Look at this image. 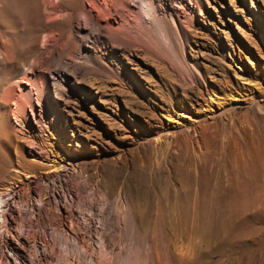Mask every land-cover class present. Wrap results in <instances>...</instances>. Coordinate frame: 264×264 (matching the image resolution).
<instances>
[{
  "label": "rangeland",
  "instance_id": "374dc122",
  "mask_svg": "<svg viewBox=\"0 0 264 264\" xmlns=\"http://www.w3.org/2000/svg\"><path fill=\"white\" fill-rule=\"evenodd\" d=\"M80 1L43 20L0 0V192L23 227L2 263L61 264L69 233L109 264H264V0ZM23 72L45 88L7 121Z\"/></svg>",
  "mask_w": 264,
  "mask_h": 264
},
{
  "label": "bare ground",
  "instance_id": "6f19581e",
  "mask_svg": "<svg viewBox=\"0 0 264 264\" xmlns=\"http://www.w3.org/2000/svg\"><path fill=\"white\" fill-rule=\"evenodd\" d=\"M32 1V4H33V9H34V12H35V9H36V13H38L40 15V17L43 19V20H47L49 19L50 17H53V15H55V13H57L59 10H61V8L63 9V5H66L68 3H74L75 0H30ZM34 1V2H33ZM79 3H81L80 0H78ZM92 6H94L95 9H97L99 6H97L96 4L98 3V0H88ZM104 1H108V0H104ZM125 1V0H124ZM150 0H141V4L142 3H145L146 5V2H149ZM6 2V1H5ZM77 2V0H76ZM75 2V3H76ZM28 3V2H27ZM31 4V2H30ZM69 4V5H70ZM32 6V5H31ZM29 7V6H28ZM84 7V5H83ZM32 8L29 7V9H31V12H32ZM100 9V8H98ZM90 10V9H89ZM33 12V13H34ZM33 13H30V14H33ZM58 15V14H57ZM94 20V19H93ZM50 36V35H49ZM47 38V37H46ZM44 37L42 43H46L48 40ZM49 38V37H48ZM96 38H98V36H96ZM5 44V42H3ZM7 43V42H6ZM18 44V43H17ZM46 46V45H45ZM21 47V46H20ZM17 48V47H16ZM6 48L5 49V45H2V43L0 42V63H3V64H7V65H10L11 64V59H12V54L10 53V51ZM13 52V51H12ZM16 52V50H15ZM15 56V55H14ZM13 56V58H15ZM18 56V55H17ZM16 61V59H15ZM22 62V61H21ZM29 68V67H28ZM31 71V70H30ZM27 75L25 74V72L22 73V76L19 80L15 81L14 83V87L12 90H10V88L6 89L4 92H3V97L4 99L10 101V105H11V108L8 109V120L9 121V118L13 117L16 119V114H20V115H23L24 114V109L26 107L30 108L31 110V106L32 104L30 105V88L31 87H34V89L36 90V93H40L42 94L44 88H45V81L43 80L44 78L39 75L38 78L37 76L32 78V80L30 81L29 78L27 79L26 77ZM30 76V75H29ZM41 76V77H40ZM31 78V77H30ZM38 79H40V82H38ZM28 85L27 87L23 86V85ZM256 86V85H255ZM254 86V87H255ZM256 88V87H255ZM255 88H252V87H249V93L247 94L249 98H253L255 99L256 97V94H255ZM30 89V90H29ZM257 90V89H256ZM234 92H236L238 94V92L236 90H233ZM259 92V90H257ZM210 94H209V100H207V102L204 104L205 108L210 110V116H213V115H216L217 113H220V112H224L225 110H223V107H221V103L219 102V99H223L220 98L218 95H216L215 93H213V91H209ZM262 92V91H261ZM215 95L214 98H212V95ZM230 95V94H229ZM219 97V98H218ZM258 99V98H257ZM256 101V100H255ZM254 101V102H255ZM249 104V103H248ZM259 104V103H257ZM256 107V105H255ZM260 107H263L262 105ZM259 105H258V108H260ZM257 108V107H256ZM255 108V109H256ZM225 109V108H224ZM256 110H259V109H256ZM261 110V108H260ZM205 115L207 114H203L202 117H204ZM214 118V117H213ZM212 118V119H213ZM227 118V117H225ZM208 124H206V127H205V130L206 128H208L209 126H207ZM228 125V124H227ZM205 126V125H203ZM193 131L196 130V129H199V125L198 124H194L193 126ZM204 128V127H203ZM204 130V131H205ZM197 131V130H196ZM199 132V131H198ZM207 132V131H206ZM17 150L18 148L15 147ZM15 149V151H16ZM20 151V149L18 150V152ZM202 151V150H201ZM21 152V151H20ZM19 154V153H18ZM17 154V155H18ZM21 155V154H19ZM39 156L41 158V154L38 153L37 155L34 154V157H36V159H39ZM40 161V160H39ZM24 168V167H23ZM29 172V171H28ZM25 173L24 175L27 177V178H30L31 177V174L29 173ZM33 174V172H32ZM34 176V175H33ZM13 189L10 187H8L6 190L4 189L3 191L0 192V238L1 236L4 237V238H8L11 234V232H20L22 231L23 227L19 226V225H16L14 226L12 224L13 222V215H12V212L15 211V207L13 205V197L15 195V192L12 191ZM175 210V209H174ZM197 214V213H196ZM198 217V216H197ZM177 221V220H176ZM19 224V223H18ZM23 226V225H22ZM21 227V228H20ZM69 227H72L71 225H69ZM184 228V227H183ZM22 229V230H21ZM65 231V230H64ZM59 232V231H58ZM57 232V233H58ZM63 232V231H62ZM181 232V231H180ZM185 233V232H184ZM13 234V233H12ZM11 234V235H12ZM63 234V233H62ZM69 234V233H67ZM67 234H64L66 237H65V243L62 244L61 246V258L58 256L57 260L58 259H61L60 260V263L61 264H109V261L107 259L108 255L112 256L111 253H112V248L110 249V243L108 244L106 241H103L101 239H98L97 243L99 245V250L97 249V247H91L93 251V254L89 252L88 250V247H84L82 245H80V240L77 238V237H73L72 235L69 236ZM177 234V233H176ZM181 234V233H180ZM63 235V236H64ZM13 236V235H12ZM11 236V237H12ZM62 236V235H61ZM176 236V235H175ZM187 236V235H186ZM184 236V237H186ZM10 237V238H11ZM28 239V238H27ZM5 240V239H4ZM14 241V240H13ZM182 241V240H181ZM15 242V241H14ZM184 242V241H183ZM15 243L18 244V242L16 241ZM177 243V242H176ZM182 243V242H181ZM180 243V244H181ZM174 244V243H173ZM19 245V244H18ZM32 246V245H31ZM175 246V244H174ZM178 246V245H177ZM186 246V245H185ZM176 247V246H175ZM187 247V246H186ZM33 248V247H31ZM178 248V247H177ZM190 248V247H188ZM110 249V250H109ZM174 249V248H173ZM185 249H178V251L176 252L177 256H178V259L182 262L183 259H187L188 258V255L186 254L185 252ZM37 250V249H36ZM53 249L51 248V251ZM175 250V249H174ZM54 251V250H53ZM16 249L15 247L13 246H10V245H7L5 244L4 247L1 248V258H0V264L3 262L2 259H5V261H8L10 260L12 257L14 258V256L17 257L16 255ZM41 253L38 254V257L35 261V264H41V261H43L44 258H47L49 257L50 254L46 253L45 251H40ZM55 252V251H54ZM189 252V251H188ZM187 252V253H188ZM114 253V252H113ZM192 253V252H191ZM96 254V255H95ZM174 255V256H176ZM130 256V255H129ZM191 256V255H190ZM23 258V257H22ZM109 258V257H108ZM111 258V257H110ZM129 258V257H128ZM174 258V257H173ZM15 259V258H14ZM18 260V258H16ZM15 259V261H16ZM124 259V258H123ZM125 263L123 264H139L138 260H137V257L135 258H125ZM160 259V258H159ZM177 259V260H178ZM189 259V258H188ZM187 259V260H188ZM45 260V259H44ZM161 260V259H160ZM164 260V259H163ZM178 260V261H179ZM46 261V260H45ZM48 261V260H47ZM55 261V260H54ZM179 261V263H180ZM184 261V260H183ZM186 261V260H185ZM192 261V260H191ZM9 262V261H8ZM12 264H22L20 261L18 262H14L12 260L11 262ZM10 263V264H11ZM56 263V261H55ZM53 263V264H55ZM59 264V261L57 262ZM56 263V264H57ZM158 263V262H157ZM164 263V262H163ZM167 263V262H166ZM174 263H175V260H174ZM176 263H178L176 261ZM175 263V264H176ZM3 264V263H2ZM25 264V263H24ZM43 264V262H42ZM47 264V263H45ZM142 264V263H140ZM144 264V263H143ZM171 264V263H170ZM182 264V263H181Z\"/></svg>",
  "mask_w": 264,
  "mask_h": 264
}]
</instances>
